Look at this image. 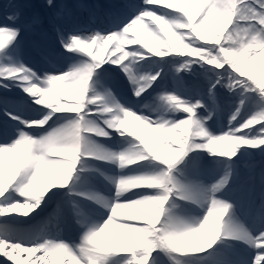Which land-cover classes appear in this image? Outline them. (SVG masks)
<instances>
[{"label":"clouds","instance_id":"1","mask_svg":"<svg viewBox=\"0 0 264 264\" xmlns=\"http://www.w3.org/2000/svg\"><path fill=\"white\" fill-rule=\"evenodd\" d=\"M53 2L46 0L48 7ZM144 4L159 6L163 14L145 10L119 31L73 36L63 48L79 59L62 70L37 72L19 59L0 64V89L18 88L27 98L22 102L27 110L7 114L15 138L0 144V218L29 217L54 189L68 188L78 173L96 171L89 161L113 165L121 173L142 162L164 166L133 175L101 172L113 194L78 195L106 212L107 219L100 222L79 210L76 224L83 232L78 243L50 232L28 241L0 238V256L12 264H111L116 258H123L119 264H149L156 252L169 264H184L183 257L204 253L221 240L245 246L252 253L250 264H264V229L237 225L235 205L220 196L227 184L193 196L174 176L176 165L193 152L230 162L241 149L264 150V108L233 126L237 110L227 131L215 134L208 126L213 114L199 115L201 101L163 91L155 105L142 106L150 114H140L120 102L101 75L105 66L134 69L152 58H170L177 77L193 66L207 68L218 74L217 83L232 86L228 92L243 89L264 101V0ZM5 48L0 38V52ZM136 76L133 96L139 100L161 72ZM181 113L185 118L176 120ZM113 133L128 141L122 150L99 142ZM13 194L19 199L10 200ZM175 200L203 215L179 214V205L169 206Z\"/></svg>","mask_w":264,"mask_h":264},{"label":"bare ground","instance_id":"2","mask_svg":"<svg viewBox=\"0 0 264 264\" xmlns=\"http://www.w3.org/2000/svg\"><path fill=\"white\" fill-rule=\"evenodd\" d=\"M133 5L156 8L161 11L163 10L159 6L144 5L142 0H54L52 7L47 6L46 0H38L34 20L41 23L43 27L45 25L46 30H48L49 34L59 42L57 37L58 30L60 32H63L65 35L70 34V31L72 30L84 34H87L88 32H91L93 30L100 31V28L102 26L109 25L115 19L127 16ZM27 35L28 32H26L25 36ZM18 52L21 56H23L21 47L18 49ZM38 54L40 58H46V65H49L51 63L55 66L61 67L62 69H64L70 61L79 59L78 57L71 56L66 53L61 45L59 48H56L54 50L53 58H47L50 57L49 53H46L42 48L40 49V51H38ZM170 61V58L165 60H157L155 58H152L142 62L140 65L134 68L135 72L140 73L151 72L152 74H155V72L157 71L161 72V78L151 88H149L147 92L143 94L142 98L139 99L142 103H155L157 96L161 93L157 91L161 90V87H168L167 78L170 79V77L174 78V80H172L171 82L169 81V84L178 91L190 93L194 92L193 89H195L200 91L202 90V93H204L202 86L203 82L195 83L192 86L190 85V82H187L185 80L181 82V79H183L186 74L182 73L179 77H177L172 71L171 65H169ZM41 62L43 61L41 60ZM101 73L102 79L108 86L111 87L114 93H120L122 96L129 94L131 97H133V99H136L133 96V87L121 68L105 66L101 70ZM210 86L211 85L209 84L208 88H210ZM218 89L219 86H217L214 90L218 91ZM205 100H208V96L205 97ZM145 103L140 107L145 105ZM7 127L9 129V124L7 125ZM104 141L105 140H100L99 142ZM112 142H114V146L117 148H121L123 145V141L119 138H115ZM94 162L100 166H107L111 170L109 171V176H117L121 174V172H118L117 168L113 165L96 161ZM129 169L130 168L126 169L125 171H128ZM225 171L226 170L222 171V173L224 174ZM227 171L232 173L231 176H235V174H237L234 170ZM99 183L112 188L104 178L101 179ZM9 199L16 200L19 199V197H16L13 194L9 197ZM186 204L193 209L199 210L190 203ZM89 207L90 206L88 205L87 208ZM58 215L59 212L57 210V202H55L53 204H43L40 209L26 218L9 216L0 218V220H5L6 222L13 224L20 229L32 230L36 233L50 232L57 239H61L67 242L76 241L77 239H79L81 233L83 232V229L79 227L73 220L76 218V213H73L72 218L69 219L60 217V227L57 230H54L53 228H50V230L46 229V227L53 224L52 217ZM254 215L255 214L249 216V221H252ZM103 220L105 219H98L97 221L102 222ZM244 249L246 248L240 246L239 249L230 248V251L236 261H241L242 264H250L248 253L244 252ZM39 255L40 254L37 253V256ZM33 259H35V257H33ZM121 259L123 258H116V260L111 262V264H117V262H119ZM0 263L10 264L7 258L3 256H0Z\"/></svg>","mask_w":264,"mask_h":264},{"label":"rangeland","instance_id":"3","mask_svg":"<svg viewBox=\"0 0 264 264\" xmlns=\"http://www.w3.org/2000/svg\"><path fill=\"white\" fill-rule=\"evenodd\" d=\"M9 2H15L16 0H8ZM24 0H20V2H23ZM21 7H23V5H21ZM0 9L1 10H5L6 9V7H3L2 5H1V2H0ZM4 15H6V14H3V13H1L0 12V17H1V19H0V23H1V21H3V19H5L4 18ZM6 51H8V52H10V54H11V51H9V50H6ZM31 53H33L34 54V51L33 50H31ZM14 54V56L12 57V59L13 60H16V59H19L20 61H22V57L17 53V51L14 49V48H12V55ZM0 64H5L4 63V61L3 60H0ZM24 64H26L27 65V63H24ZM27 66H30V65H27ZM50 71H51V69H50ZM215 74V73H214ZM20 91L18 88H16L15 89V91ZM168 90V89H167ZM166 90V91H167ZM223 90V92L225 93V91H224V88L222 89ZM21 92V91H20ZM168 92H169V90H168ZM226 93H228L229 95H231V98L228 100V102L230 103V108H226L225 110H224V114L222 115V117H223V120H224V122L228 125V120H226L225 118H227V116H231L232 115V113L235 111V109H236V107L239 105V103H240V101H241V99H243L244 97H242V96H240V95H237V94H235V93H230V92H228L227 91V89H226ZM224 95V94H223ZM225 96H226V98L228 97L227 95H224V99H225ZM181 97L182 98H184V99H186L185 98V96L184 95H181ZM193 99V98H192ZM226 100V99H225ZM226 103H227V100H226ZM245 104H246V107H244L242 110H241V115H240V117H239V119L241 120V121H243V120H245V119H247L254 111H256V110H259V109H261V108H264V101H262L255 93H253V94H248L247 95V98L245 99ZM233 109V111H232V113L230 114V115H227L226 113H228L230 110H232ZM217 112H219V109L217 110ZM216 112V113H217ZM219 114V113H218ZM183 113H181V114H179V115H176L174 118L176 119V120H179V119H183ZM212 120H214V119H212ZM217 120V119H216ZM214 121V123H213V127L215 128L216 126H221L220 125V123L219 122H217V121ZM224 128H225V126H224ZM227 129H228V126H226V129H224V130H220V131H218V132H214L215 134H219V133H221L222 131H227ZM0 135H1V132H0ZM197 152H199V151H197ZM264 152V150H251V149H241V151H240V153L238 154V156L237 157H239V158H241V157H245V156H248L249 158H247V160H245L248 164H250V167H249V169H251V168H254V166H253V164H255L254 162L256 161V160H258V158L259 157H261V154ZM193 153H195V152H193ZM257 153V156L256 155H253V154H256ZM191 154V153H190ZM252 155H253V157H252ZM202 156L203 155H196V156H194V155H190V156H187L186 157V159H185V161H184V163H183V165H185L186 163H194V162H197V159L198 158H202ZM250 157H252V158H250ZM182 162H183V160L182 161H180L177 165H176V167H178V168H180L181 167V165H182ZM158 164H155V166H157ZM186 167L188 166V165H185ZM88 167L89 168H91V166H90V161H89V163H88ZM203 166H202V164L201 163H198V164H193V169H196V170H198V168H202ZM223 168L222 169H224V170H226V169H231V170H233L232 169V167H233V164H231L230 162H224V164H223V166H222ZM223 170V171H224ZM246 170V169H245ZM199 171V170H198ZM91 171H89L88 173H90ZM182 172L185 174V175H187V176H185V175H183V174H180L178 171H176L175 170V172H174V176L175 177H177L178 179H180L181 181H182V185H183V187L185 188V189H187V191L189 192V193H193L194 195H196V196H199L202 192H204L207 188H206V186H204L203 184H201L200 182H201V180L199 179V178H197V177H195L194 175H189V173L188 172H186V170L183 168V170H182ZM91 173H95V171H92ZM189 175V176H188ZM246 175H249L247 178H245L246 177ZM257 175V176H256ZM264 166H263V168L262 169H260V170H258L257 172L255 171V174H253V175H250V170H247V171H243V172H241L240 173V176H239V178L237 179V180H235V179H232L233 177H231V181H230V184L228 185V187L224 190V191H226V192H228V193H233V194H237L238 196H241V195H239L240 194V192H241V189H242V187L244 188V189H247V190H251V191H253V181H254V179H255V177H257V182H258V188L260 187L261 188V194H260V196H259V200L258 199H255L254 200V202L256 203V205H255V207L254 208H256V209H258V214H260V215H258V217H257V222L254 224V226H252L253 224H251L250 225V227L248 228V229H252V231H256V230H258V229H264ZM220 177H221V175H220ZM244 179L241 183H240V181H241V179ZM86 177L85 176H83V175H80L79 174V176L77 177V181L76 182H74V184H75V187H73V192H78V193H88V192H98L97 190H95V189H87L86 188V185L85 184H83V183H81L80 182V180H83V181H86ZM177 179V180H178ZM261 179H262V181H261ZM179 181V180H178ZM200 181V182H199ZM259 181H261V182H259ZM238 183H240V185H239V187H238ZM57 189H54L51 193H49V195H48V197H50V196H52V194L56 191ZM235 191H239V193H237V192H235ZM75 193V194H76ZM77 193V194H78ZM79 196H82V195H79ZM82 197H84V196H82ZM242 199H243V197H242ZM241 199V200H242ZM91 204V203H90ZM173 204H175V205H178V202L175 200V201H170V205L169 206H172ZM91 205H93V204H91ZM101 210V209H100ZM249 211V213H250V210H248ZM189 212V211H188ZM179 214H183V215H186L187 214V212L185 211V209L179 204ZM195 215H197V216H202L203 215V212H196L195 213ZM97 216H102V217H104V218H106L107 219V213L106 212H102V211H100L99 213H97ZM236 217H237V225L238 226H244V227H248V226H246V225H244V223H243V221L240 219V217H239V214H236ZM247 218H248V216H247ZM223 241V240H222ZM237 244H239V243H236V242H224L223 241V247L224 248H226L227 246H232V245H237ZM212 249V248H211ZM210 250V249H209ZM210 252H211V250H210ZM165 256V255H164ZM159 257H161L160 255H158V253H156L155 255L153 254V259H152V264H164V259L162 260V259H160ZM165 258H167V257H165ZM201 258H203V257H201ZM196 260H199V259H196ZM200 261H202V260H200ZM215 262H216V264L217 263H221V260H214ZM154 262V263H153ZM166 262V261H165ZM207 262L208 263H211L212 261H208L207 260ZM184 263L185 264H195L194 262H193V258H189V259H185L184 260ZM232 263V259L230 260V262H227V264H231ZM212 264V263H211Z\"/></svg>","mask_w":264,"mask_h":264},{"label":"snow or ice","instance_id":"4","mask_svg":"<svg viewBox=\"0 0 264 264\" xmlns=\"http://www.w3.org/2000/svg\"><path fill=\"white\" fill-rule=\"evenodd\" d=\"M142 2L144 4V0H142ZM145 10H151V11L157 12L158 14H163L161 10L156 9V8L140 7L137 5H133L127 16H125L123 18L115 19L112 22V27L108 30L101 31V33L104 35H107L108 33H111L114 31H119L120 29L124 28L125 25H128L140 12L145 11ZM19 16H20L19 11L7 13L5 16V22L0 23V38H2L6 43L5 50L10 51L12 48H14L16 46V44L19 41L21 31H22V29L19 27ZM18 32H19V37L17 36ZM81 34H84V33L78 32L76 34L65 35L63 32H60L59 30L57 31V37H58V40H59L61 47H63V45H65V44L69 43L72 40L73 36L80 35V38L83 39L84 36ZM122 71L124 73H128L127 78L129 80V82L132 83L133 89H134L135 83L137 80L136 72L134 71V69H132L130 67H124L122 69ZM101 75H102V73H101ZM217 77H218V74L215 73L212 76L211 80L209 81L211 86H210L209 92H208V104L213 105V107H208V105H206L205 103H202L203 107L200 108V109H205V111L207 112V115L209 113H212L213 118H214V114H215V107L214 106L216 104V96H215V93L213 90L217 86L223 87L226 89L232 87L230 84H228L224 81L217 83ZM231 93H235L237 95L244 97L243 99H241L239 105L236 107L235 111L232 113V114H234L237 112V110H239L240 115H241V110L244 107H246L245 99L247 98L248 94L244 93L243 89H236V90L232 91ZM201 99L202 98H198L196 100L201 101ZM153 105H155V103H153ZM200 109H198V112ZM25 110H27L26 105L12 101L10 99H6L3 95H0V114H3L4 116H6L8 118V115H7L8 113L19 114L21 111H25ZM240 115L237 116V119L234 122L233 126H236L239 123H242L244 121V120L241 121L239 119ZM228 127H229V125H228ZM222 155L227 156L228 153L225 152V153H222ZM160 158L166 159L164 156H161ZM231 175H232V173L226 170L224 175L222 176V178H220L218 180V182L211 187V189L213 191H216L217 189L224 187L225 184L229 185L230 181H231ZM6 195H8V194H6ZM74 211H76V213L79 214V209L75 208V206H74ZM37 234L38 233L33 232L32 230L20 229V228L16 227L15 225L6 222L5 220H0V238L10 237V238H15L17 241H28V240L35 238L37 236ZM22 246L28 247L31 245H28L27 243H25ZM152 259H153V256H152L150 262L152 261ZM8 261L10 262V264H12L11 260H8ZM150 262H149V264H150ZM117 264H119V262H117Z\"/></svg>","mask_w":264,"mask_h":264}]
</instances>
